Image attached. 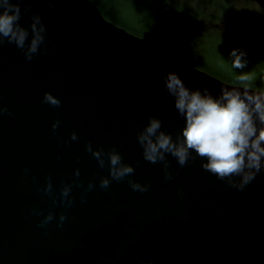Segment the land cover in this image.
I'll return each mask as SVG.
<instances>
[{"label":"water","instance_id":"obj_1","mask_svg":"<svg viewBox=\"0 0 264 264\" xmlns=\"http://www.w3.org/2000/svg\"><path fill=\"white\" fill-rule=\"evenodd\" d=\"M19 7L29 38L35 13L46 39L31 61L15 44L0 45V105L11 113L0 116V264H264V167L240 191L205 171L206 160L181 167L167 155L173 178L165 180L162 163L145 161L137 142L149 117L174 140L184 127L166 73L213 98L221 89L264 90L180 60L107 20L91 0H22ZM46 92L59 107L43 102ZM89 142L105 152L115 146L134 173L111 181L107 158L101 169ZM48 177L56 205L37 190ZM101 177L111 181L107 190ZM129 180L150 188L135 192ZM89 181L95 188L82 200ZM63 184H72L70 208L59 203ZM49 211L65 214L62 227L56 219L38 227Z\"/></svg>","mask_w":264,"mask_h":264},{"label":"clouds","instance_id":"obj_2","mask_svg":"<svg viewBox=\"0 0 264 264\" xmlns=\"http://www.w3.org/2000/svg\"><path fill=\"white\" fill-rule=\"evenodd\" d=\"M20 2L22 0H0V45H3L5 40L9 44H15L23 51L25 59L31 61L45 43L46 28L41 17L33 13L29 38V30L19 23ZM48 3L51 6L53 0H48ZM27 10L26 8L25 11ZM230 55L233 57V69L246 66L243 53L233 50ZM241 79L248 80L249 77L244 75ZM163 81L165 89L174 98L177 113L184 117L185 124L174 140L170 133L161 130V121L158 118L149 117L148 123L137 134L143 159L153 164L162 163L165 180H171L173 177L168 172L167 155L174 157L181 167L189 160L199 157L206 160L201 164L205 171L225 181L230 187L242 191L264 167V93H250L247 88H244L243 92L235 88L221 89V95L213 98L206 88L203 89V94L199 89H188L175 73H166ZM43 102L53 107H59L61 104L58 98L47 92L44 93ZM5 113L11 114L0 105V116ZM60 123L57 120L52 124L53 132ZM70 139L76 140V134H70ZM85 148L96 159L101 169L105 167V157L107 158L111 181H122L134 173L131 165L123 163L115 146L105 152L103 149L94 150L89 142ZM25 172H28L27 168ZM73 175L78 178L79 169H74ZM236 177L239 180H236ZM111 181L108 177H101L99 187L107 190ZM73 183L83 188L78 179ZM128 183L135 192L144 193L150 188L149 184L132 180ZM94 188L95 184L89 181L81 193V199ZM52 189V181L48 177L43 188L37 190L51 197L52 204L56 205L57 199ZM71 191L72 184H63L59 189V203L65 208L73 205ZM33 214L40 215L35 209ZM54 219L57 220V227H62L67 217L60 213L57 218L49 211L40 220L38 227L46 229Z\"/></svg>","mask_w":264,"mask_h":264},{"label":"trees","instance_id":"obj_3","mask_svg":"<svg viewBox=\"0 0 264 264\" xmlns=\"http://www.w3.org/2000/svg\"><path fill=\"white\" fill-rule=\"evenodd\" d=\"M91 1L107 20L162 46L180 60L228 83L264 90V51L257 47L248 54L234 39L230 41L234 31L216 26L219 20L226 21L223 17L214 20L205 8L192 7L183 0ZM212 7L221 13L229 8L225 4ZM233 50L244 54V68H232ZM244 75L249 79L242 80Z\"/></svg>","mask_w":264,"mask_h":264},{"label":"rangeland","instance_id":"obj_4","mask_svg":"<svg viewBox=\"0 0 264 264\" xmlns=\"http://www.w3.org/2000/svg\"><path fill=\"white\" fill-rule=\"evenodd\" d=\"M192 7L205 8L209 17L224 20L216 22L220 29L233 32L230 41L242 45L246 52L259 47L264 51V0H183ZM219 4L229 6L221 13L217 7ZM212 5H214V10ZM215 23V22H214ZM235 24L236 27L232 24ZM259 45V46H258Z\"/></svg>","mask_w":264,"mask_h":264}]
</instances>
